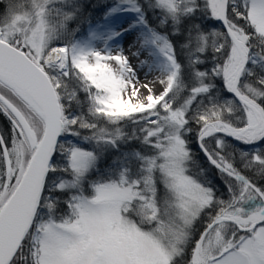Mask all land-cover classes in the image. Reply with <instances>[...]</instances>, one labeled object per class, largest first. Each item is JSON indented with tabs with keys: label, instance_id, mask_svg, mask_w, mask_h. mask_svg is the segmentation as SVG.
I'll list each match as a JSON object with an SVG mask.
<instances>
[{
	"label": "snow or ice",
	"instance_id": "snow-or-ice-1",
	"mask_svg": "<svg viewBox=\"0 0 264 264\" xmlns=\"http://www.w3.org/2000/svg\"><path fill=\"white\" fill-rule=\"evenodd\" d=\"M0 121V264H264V0H0Z\"/></svg>",
	"mask_w": 264,
	"mask_h": 264
},
{
	"label": "flooded vegetation",
	"instance_id": "flooded-vegetation-1",
	"mask_svg": "<svg viewBox=\"0 0 264 264\" xmlns=\"http://www.w3.org/2000/svg\"><path fill=\"white\" fill-rule=\"evenodd\" d=\"M3 126V122L2 121H0V127H2Z\"/></svg>",
	"mask_w": 264,
	"mask_h": 264
},
{
	"label": "bare ground",
	"instance_id": "bare-ground-1",
	"mask_svg": "<svg viewBox=\"0 0 264 264\" xmlns=\"http://www.w3.org/2000/svg\"><path fill=\"white\" fill-rule=\"evenodd\" d=\"M142 75V78H143V74H141ZM156 90H157V87H156Z\"/></svg>",
	"mask_w": 264,
	"mask_h": 264
},
{
	"label": "rangeland",
	"instance_id": "rangeland-1",
	"mask_svg": "<svg viewBox=\"0 0 264 264\" xmlns=\"http://www.w3.org/2000/svg\"><path fill=\"white\" fill-rule=\"evenodd\" d=\"M159 90V87L157 86V91Z\"/></svg>",
	"mask_w": 264,
	"mask_h": 264
}]
</instances>
